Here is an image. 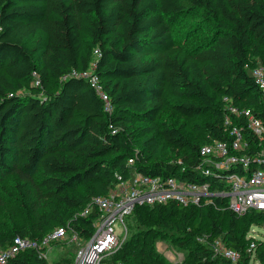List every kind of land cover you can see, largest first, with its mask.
I'll return each instance as SVG.
<instances>
[{
    "label": "trees",
    "instance_id": "trees-1",
    "mask_svg": "<svg viewBox=\"0 0 264 264\" xmlns=\"http://www.w3.org/2000/svg\"><path fill=\"white\" fill-rule=\"evenodd\" d=\"M189 14L199 17L191 41L176 43L170 23ZM95 49L111 113L87 79L72 76L89 68ZM257 64L264 66V0H0V209L9 200L24 216L0 228V250L15 236L40 240L58 226L90 236L97 212H80L114 187L115 173L226 190V172L195 170L199 148L231 139L224 97L264 124V95L251 75ZM231 125L243 127L245 152L264 149L244 117L232 115ZM214 204L136 206L112 260L172 264L156 249L167 239L188 247L194 264H230L210 246L221 239L240 252L238 264H249L246 235L264 225V211L240 215L221 197ZM74 255L49 263L28 248L7 264H72ZM254 258L264 264V241Z\"/></svg>",
    "mask_w": 264,
    "mask_h": 264
},
{
    "label": "built area",
    "instance_id": "built-area-1",
    "mask_svg": "<svg viewBox=\"0 0 264 264\" xmlns=\"http://www.w3.org/2000/svg\"><path fill=\"white\" fill-rule=\"evenodd\" d=\"M98 54L95 49L89 68L81 73L73 72L72 76L87 79L102 100L104 110L111 113L109 97L103 90L98 76L94 74ZM251 75L264 95V66H254ZM38 83L36 79L35 84ZM223 100L226 102L227 112L224 124L230 127L231 139L213 140L200 146L201 161L195 170L205 177L212 173L219 174L220 171L226 172V190L213 189L208 181L172 175H149L131 170L129 176L123 178L121 174L115 173L117 182L114 187L104 194L94 195L80 212L82 216H87L92 208L97 212L90 236L83 238L64 226L55 227L40 240L15 236L10 245L0 250V264H7L16 253L28 248L36 250L39 256L46 259L51 245L64 239L74 242L77 246L72 264H124L121 260H112V256L119 251L128 233L127 216L136 206L144 204L175 201L183 206L215 205L214 199L221 197L232 211L240 215L250 209L264 211V149L259 154L245 152L248 142L244 129L241 126H232L231 116L244 117L247 130L257 137L259 143L264 140V124L251 109L237 107L228 97ZM127 161L132 164L134 158L130 157ZM235 169H238L241 175L237 174ZM257 229L264 231V226L253 224L246 235V238L250 239L247 250L251 254H255L257 242L264 241L257 239ZM210 246L215 256L227 259L230 264H238L241 259L240 252L228 247L221 239L213 240ZM253 259L254 256H251L250 261Z\"/></svg>",
    "mask_w": 264,
    "mask_h": 264
},
{
    "label": "rangeland",
    "instance_id": "rangeland-1",
    "mask_svg": "<svg viewBox=\"0 0 264 264\" xmlns=\"http://www.w3.org/2000/svg\"><path fill=\"white\" fill-rule=\"evenodd\" d=\"M198 15L189 14L183 15L178 19L171 21V28L174 36V40L179 44H189L191 39L189 37V29L191 28L194 20L198 19ZM237 174L241 175L240 171ZM20 209L14 202L9 200L5 201L0 209V228L2 230L12 229L13 227L20 224L24 218ZM260 226H264L260 224ZM128 229L129 232H132ZM258 235L257 239L264 240L263 229H257ZM128 235V233H127ZM126 235V237H127ZM75 246V247H74ZM76 244L64 239L59 242H55L48 249L46 260L52 263L54 260L58 259L60 256H73L75 253ZM156 249L161 253L170 263L172 264H194L193 256H187V248H180L176 244L170 242L167 239H160L156 242ZM254 256V254H252ZM249 264H262L257 259H253Z\"/></svg>",
    "mask_w": 264,
    "mask_h": 264
}]
</instances>
